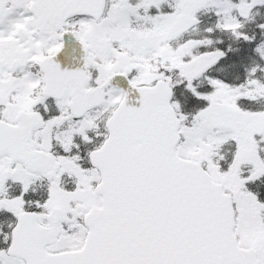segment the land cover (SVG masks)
<instances>
[{
	"label": "snow or ice",
	"instance_id": "snow-or-ice-1",
	"mask_svg": "<svg viewBox=\"0 0 264 264\" xmlns=\"http://www.w3.org/2000/svg\"><path fill=\"white\" fill-rule=\"evenodd\" d=\"M0 264H264V0H0Z\"/></svg>",
	"mask_w": 264,
	"mask_h": 264
}]
</instances>
